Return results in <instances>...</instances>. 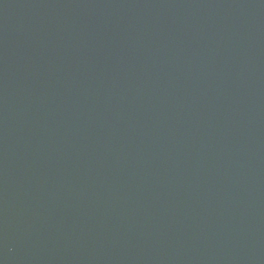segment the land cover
Instances as JSON below:
<instances>
[{"label":"water","instance_id":"1","mask_svg":"<svg viewBox=\"0 0 264 264\" xmlns=\"http://www.w3.org/2000/svg\"><path fill=\"white\" fill-rule=\"evenodd\" d=\"M0 264H264V0H0Z\"/></svg>","mask_w":264,"mask_h":264}]
</instances>
